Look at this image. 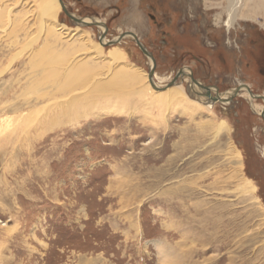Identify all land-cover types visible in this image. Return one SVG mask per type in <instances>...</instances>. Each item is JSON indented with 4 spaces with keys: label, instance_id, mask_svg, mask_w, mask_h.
I'll use <instances>...</instances> for the list:
<instances>
[{
    "label": "rangeland",
    "instance_id": "1",
    "mask_svg": "<svg viewBox=\"0 0 264 264\" xmlns=\"http://www.w3.org/2000/svg\"><path fill=\"white\" fill-rule=\"evenodd\" d=\"M13 1L29 34L0 39V71L20 54L0 76V264H264L263 100L242 90L208 110L134 99L78 121L43 110L59 57L80 50L82 32L101 42L102 27L106 53L150 74L132 36L112 42L135 34L161 85L188 69L221 94L248 86L264 97V19L231 25L225 0H63L104 24L79 27L62 8L59 22L81 28L63 39L39 34L35 0ZM31 43L45 52L36 67Z\"/></svg>",
    "mask_w": 264,
    "mask_h": 264
},
{
    "label": "bare ground",
    "instance_id": "2",
    "mask_svg": "<svg viewBox=\"0 0 264 264\" xmlns=\"http://www.w3.org/2000/svg\"><path fill=\"white\" fill-rule=\"evenodd\" d=\"M209 1L211 2V0ZM225 1L227 2L226 10L229 15L228 23L231 25L237 18L243 20H245V17L252 18L255 22H257V17H262L264 19V0ZM1 2L2 4H0V39H14L15 41L12 42H14V44H18L19 42L17 39V33L28 31L24 28L26 27L24 25L25 22L22 21V23H20L18 22L19 20L17 21V18L15 17L16 15L14 14V9L17 7L18 3L15 4L13 0H0V3ZM35 2L38 3L37 6L39 10L38 19L40 21L39 23L41 29L39 30V34L43 32L53 34L55 32L54 30H56V32H59V34L62 35L64 39L68 37L73 38L74 36H76L77 33L80 32L81 28L79 27L83 26L82 24H79L80 26L77 29H74L75 31H72L68 29L66 25H62L59 22V14L63 8L60 3V0H35ZM216 4H214L213 6L215 7ZM82 20H84V23L96 24L92 26H104V24H101L102 22H100L97 18L94 17ZM262 26L264 27V24H262ZM16 27L18 28V30H15ZM101 30V42H93L89 34L82 32V36L80 39V41H82V44L80 46L82 49L80 47V50L76 49L77 51H74L73 49L72 52L75 53L71 52L73 55L69 61H67V59L64 60V56L62 55V58L61 56L59 57V62L62 64V69L60 70L58 76H61L62 78L60 80V83L58 82V87L54 88V92L44 97L43 110H49L48 112L55 111L56 113H59L63 117V119L71 118L75 119V121H78L80 118H82V116L89 117L91 113L93 114V110H97L99 107L105 109L106 107L104 105H106L107 107L109 105L118 107L120 104V106L123 108H126L131 105L133 106L134 99H137L139 102H146L150 106L166 107L168 105L169 107L173 105L181 106L182 103H194L199 104L201 106H206V108L210 110L214 105L218 103L228 105V100L232 97L234 91L236 90L235 89L229 93L221 94L218 92L217 89L209 87H207L206 89L204 88L203 84H201L198 80H196L197 83L192 80L194 76L189 70H187L186 72L182 71V74L174 83L170 82V84L168 85H161L160 83L156 82L157 75H155V77L150 80L149 73L144 72L142 69L135 65L128 64L126 54L120 51L119 49H111L108 53H106L104 46L111 42L107 38L103 37V35L106 33L105 28L102 27ZM27 33L29 34V32ZM27 36L29 35L25 36V41H27L28 39H26ZM125 36L131 35L126 34L124 35V37ZM39 37L40 35L37 37V39ZM37 39H35V41ZM121 40L122 39L117 37V39L112 42H119ZM48 46H50V44H48ZM29 48L31 53L28 62L29 65L33 66L36 64L34 63L36 62V58L42 57L43 59L45 52H39V50L33 49L32 43L28 45L27 49ZM45 48L47 47L45 46ZM19 57L20 54H16V57H13V59L9 61L6 69L0 71V76L6 74ZM99 62L101 63L98 64ZM186 81L190 82L189 87H187V89L183 84V82ZM242 90L248 92L245 89ZM242 90L239 91L238 96L241 94ZM210 91H212V93ZM213 91L219 97V102H216L213 99L216 98L213 94ZM210 95L212 97H210ZM192 98L194 100H191ZM196 108L194 110H196ZM254 110L259 114H263L262 109L254 107ZM223 124H225V122H223ZM237 157L240 159L239 152L237 153ZM245 180L247 182L246 184L251 185L250 180Z\"/></svg>",
    "mask_w": 264,
    "mask_h": 264
},
{
    "label": "water",
    "instance_id": "3",
    "mask_svg": "<svg viewBox=\"0 0 264 264\" xmlns=\"http://www.w3.org/2000/svg\"><path fill=\"white\" fill-rule=\"evenodd\" d=\"M60 3H61V5H62V7H63V10H64L65 14H66L70 19H72L73 21H75L77 24H82L83 26L96 25V24H94V23H92V24L84 23V22H83L84 20H82V19H80V18H76L75 16H73V15L68 11V9L66 8V5H65V3L63 2V0H60ZM129 35H131V36L134 38L135 42L137 43V45L139 46V48L142 50V52H143L146 56H148L150 59L153 60V62H154V66H153V68L151 69L150 74H149V75H150V80H152V79L154 78V75H155V67H156V60H155V58H154V55H153L152 53L148 52V50L144 47V45L141 43V41L139 40V38H138L135 34H133V33H129ZM123 38H124V36H121V37H120V39H123ZM181 74H182V71L178 74V76L176 77V79H175L172 83H174L175 81H177ZM192 80H193L195 83H197V81H196L194 78H192ZM204 88L207 89V87H204ZM242 89L247 90V91L249 92V94H250L253 98L261 99V100L264 101V97H263V96H255V95H253L252 91L250 90V88H249L248 86H242V87L237 88V89L234 91L232 97H231L228 101H229V102H233V100H234L236 97H238V93H239V91L242 90ZM208 90H209V89H208ZM210 97H212V96L210 95ZM213 99H214L216 102H219V101H220V99H219L218 96H216V98H213ZM224 101H225V100H224ZM226 101H227V100H226ZM262 117L264 118V111H263Z\"/></svg>",
    "mask_w": 264,
    "mask_h": 264
},
{
    "label": "flooded vegetation",
    "instance_id": "4",
    "mask_svg": "<svg viewBox=\"0 0 264 264\" xmlns=\"http://www.w3.org/2000/svg\"><path fill=\"white\" fill-rule=\"evenodd\" d=\"M188 69H186L184 72H186ZM181 79V78H180ZM257 96H260V95H257Z\"/></svg>",
    "mask_w": 264,
    "mask_h": 264
}]
</instances>
